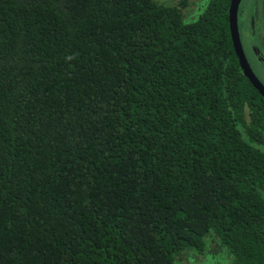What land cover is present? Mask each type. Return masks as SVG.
Wrapping results in <instances>:
<instances>
[{"label":"trees","instance_id":"1","mask_svg":"<svg viewBox=\"0 0 264 264\" xmlns=\"http://www.w3.org/2000/svg\"><path fill=\"white\" fill-rule=\"evenodd\" d=\"M228 0H0V264H264V99ZM217 239V240H216Z\"/></svg>","mask_w":264,"mask_h":264},{"label":"flooded vegetation","instance_id":"2","mask_svg":"<svg viewBox=\"0 0 264 264\" xmlns=\"http://www.w3.org/2000/svg\"><path fill=\"white\" fill-rule=\"evenodd\" d=\"M201 2V0H198L194 11L199 8ZM229 4L230 0H228L226 13H228ZM186 7L185 0V7L181 10V13ZM203 7L201 6L202 9ZM235 19L239 44L248 69L264 88V0H239Z\"/></svg>","mask_w":264,"mask_h":264},{"label":"rangeland","instance_id":"3","mask_svg":"<svg viewBox=\"0 0 264 264\" xmlns=\"http://www.w3.org/2000/svg\"><path fill=\"white\" fill-rule=\"evenodd\" d=\"M163 5H176L179 0H154ZM199 8L194 11L198 0H186L187 7L182 12V21L190 23L194 21L201 12V6L205 5L208 0H201ZM203 3V4H202ZM217 240V239H216ZM176 258V264H233L232 258L228 251L218 242L210 240L202 254H197L191 249H186L179 253Z\"/></svg>","mask_w":264,"mask_h":264},{"label":"water","instance_id":"4","mask_svg":"<svg viewBox=\"0 0 264 264\" xmlns=\"http://www.w3.org/2000/svg\"><path fill=\"white\" fill-rule=\"evenodd\" d=\"M238 1L239 0H230L229 9L227 13L228 14V30H229V36H230L232 49L237 59V63H238L239 69L242 72V75L244 76V78L247 79V81L250 83L252 88L258 93V95L264 99V88L256 80V78L252 75V73L248 69L246 60L243 56V53H242V50L239 44L238 35L236 31V19H235V12H236Z\"/></svg>","mask_w":264,"mask_h":264}]
</instances>
